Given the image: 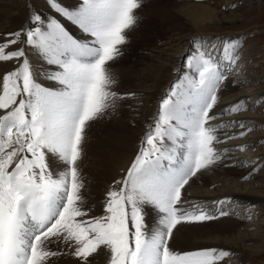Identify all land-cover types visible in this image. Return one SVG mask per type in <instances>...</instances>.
<instances>
[{
	"label": "snow or ice",
	"instance_id": "obj_1",
	"mask_svg": "<svg viewBox=\"0 0 264 264\" xmlns=\"http://www.w3.org/2000/svg\"><path fill=\"white\" fill-rule=\"evenodd\" d=\"M46 4L49 15L33 10L26 28L0 40V63L16 62L0 72V264H51L64 254L60 244L77 264H89L100 249L110 254L108 264H222L231 255L227 250L176 249L170 241L181 224L228 215L223 210L228 198L216 201L220 207L210 212L189 205L183 192L222 157L215 145L223 125L213 122L227 69L240 59V40L190 41L193 47L182 54L133 158L106 191L103 214L90 215L80 162L91 125L134 95L115 89L111 63L121 55L142 4ZM30 57L48 70H35ZM243 107L240 100L219 115ZM239 127V135H246L245 125ZM258 170L259 165L252 169ZM145 207L156 213L151 227Z\"/></svg>",
	"mask_w": 264,
	"mask_h": 264
},
{
	"label": "bare ground",
	"instance_id": "obj_2",
	"mask_svg": "<svg viewBox=\"0 0 264 264\" xmlns=\"http://www.w3.org/2000/svg\"><path fill=\"white\" fill-rule=\"evenodd\" d=\"M77 2L78 0H63L64 5L69 8L76 5ZM141 4L142 6L137 12V24L128 33L127 42L121 47V55L111 63L112 72L116 74L118 91L122 95L134 94L133 99L123 100L111 115L107 114L97 121V137L94 139H99L100 145L96 148L97 151H93L86 145L88 149H85L80 162V167L89 173L84 176V172L81 170L85 180L83 195L90 209V215L103 214L102 205L106 191L114 179L120 178L123 169L133 158L146 126L157 109V101L161 93L177 76V74H172V69L176 68L173 64L180 62V56L188 46L186 44L188 39L200 38L195 32L196 22H190L186 17H183L185 12L181 14L174 6L175 9H172L166 5L162 12L157 14L159 8H156L152 0H141ZM203 5L201 6L204 10H210ZM238 6L244 7L241 4ZM33 10H39L45 16L49 15L46 0H0V40L6 33L26 28ZM209 13H212V10ZM216 15H206L203 19L211 20L218 16ZM177 20L181 22L180 25L178 24L181 27H177L179 31L175 33L174 22ZM21 23H23L22 27L19 28L18 25ZM198 23L201 21L197 22V26ZM189 24L192 25V28L189 27ZM239 37L234 35L228 38L240 40ZM206 39L210 44L219 43L213 37ZM142 42L145 44H141ZM242 47L238 64L230 67L234 69L237 76L234 77L228 71V78L218 92L219 99L224 98L216 106L217 119L213 122L223 125L217 131L220 142L215 147L221 153H226L228 150L232 152L221 157L220 165L214 167V164L209 167L207 172L202 171L194 177L183 192L189 205H201L210 212H214L215 208L220 207L215 203L216 201L228 198L223 205V210L228 215L203 224H181L170 241L176 249L187 250L200 245L227 250L231 255L225 258L222 264H232V262L247 264L249 250L264 247L262 222H259V217L256 218L254 213L253 215L248 213V208L252 209L255 204H258L260 210L264 211V185L261 184L264 181V175L252 171L256 165L252 161L250 168L245 169L243 166L244 162L252 158L253 155L262 154L264 156V147H262V151L257 150L254 153L252 151L256 144L264 141V131L259 134L251 132L245 138L239 135L240 123L245 125V129L249 127L250 123L255 128L264 126L262 106L255 107L253 105L255 101L264 97V79L254 73V65L261 62L255 64L256 61L253 59L254 63L249 65V52ZM174 55L178 56L176 60L173 59ZM30 58L33 60L35 70H48L49 66L43 61L34 57ZM15 63V61L0 63V72L11 70ZM42 82L46 86H55L49 81ZM246 82H250L251 86L244 85ZM162 86L164 87L161 90ZM246 99L253 101H249L246 106ZM240 100H243L245 109L247 108L246 111H243V107L238 112L219 115L226 106ZM140 102L143 104L138 105ZM226 137L232 138L226 139ZM238 146L240 150L241 148L248 149L247 151L250 152L240 154L243 155L244 158H242L234 152ZM250 172L251 177L255 178L257 182L242 181ZM214 184L217 185L214 187ZM243 205L246 207L244 208ZM145 214L146 224L151 227L156 220V213L151 208L145 207ZM52 247L53 250H58L56 246ZM59 250H63L64 254L53 258L51 264H77V258L72 256L63 244L59 245ZM109 259L108 251L100 249L89 258V264H108Z\"/></svg>",
	"mask_w": 264,
	"mask_h": 264
},
{
	"label": "rangeland",
	"instance_id": "obj_3",
	"mask_svg": "<svg viewBox=\"0 0 264 264\" xmlns=\"http://www.w3.org/2000/svg\"><path fill=\"white\" fill-rule=\"evenodd\" d=\"M170 1H171V3H170ZM152 2H154V5L156 6V8H159L157 14H160L166 5L169 7H172V9L176 8L177 12L179 11V13L181 12V14H183L185 12L183 14L184 15L183 17H186L188 19V21H190V22L191 21L194 23L196 22L195 28L197 31L195 30V32L198 33L200 38L213 37L216 39V41H219V43H220V40H217V38H228L229 36H234V35L240 36L239 38H240V42H241V47L243 46L242 49H245V51L249 52L248 54L250 56V62H248V64L251 65L252 63H254L253 59H255V61H256L255 64H257V62H261L257 65H254V69H255L254 73L258 77H262L264 79V0H152ZM173 3H175V4H173ZM176 4H177V6H176ZM202 4H204L203 6H206L207 9L212 10V13H209L210 10H204L203 7L201 6ZM238 4H241V6H244V7L240 8V6H238ZM72 6H74V5H72ZM173 6L175 8H173ZM244 8H246V9H244ZM190 13L192 16L190 15ZM210 14H217L218 16L216 15L217 17L213 18L211 20L210 19L204 20L205 16L210 15ZM190 16H191V18H190ZM216 19H218V20H216ZM195 20H197V21H195ZM199 20L201 21V23H198V26H197V22ZM177 21L174 22V24H175L174 27L176 26V30H174L175 33H178V31H179V30H177V27H181V26H178V24L179 23L181 24V22H179V21L177 22ZM22 24L23 23L18 25L19 28L22 27ZM66 25L72 31L75 32L74 33L75 36H79L82 33V32L80 33V31L77 28H75L73 25H71L70 23L66 22ZM189 27L192 28V25L189 24ZM83 35H85V34H83ZM190 41H191L190 39L187 40L186 44L188 46H186L184 53L186 52V50L191 49L193 47V45L190 43ZM141 44H145V42H142ZM176 57H178V56L174 55L173 59L176 60L177 59ZM181 62H182V55L180 56V62L173 64L174 67H177ZM112 70L113 69H111V71ZM227 71H229V73L231 75H234V77L237 76L236 73H234V69L228 68ZM172 74H178L176 71V68L172 69ZM114 76L116 79L115 72H114ZM249 83L250 82H246V83H244V85L246 84V86L249 87V86H251V84H249ZM162 84H164V83H162ZM163 87L164 86H162L160 89L162 90ZM115 89L119 90V87L117 84L115 85ZM164 92H162L161 95ZM223 98L224 97H222V99L220 98L218 102L221 103L223 101ZM127 99H133V95H128ZM158 101H159V99H158ZM249 101L252 102L253 100H251V99L247 100L246 99V102H245L246 106L248 105L247 103H249ZM254 103L255 104H253V105L255 107L262 106V112L264 114V97L260 98L259 100L255 101ZM141 104H143V103H141V102L138 103V105H141ZM245 107H244V109H245ZM244 109H243V111L247 110V108L245 110ZM108 114L111 115L112 111H110ZM105 116H107V115H105ZM134 127H136V126H134ZM96 129H97V121L91 125V127L88 131V134H90V135H87V142H86V145H88V147H91L93 151H97L96 148L100 145V140L97 138L94 139L95 137H97ZM245 130H246V135L241 136L242 138H245V136L247 137L249 135V133H251V132H254V134H259L260 132H263L264 126L261 128L260 127L255 128L254 126L252 127L251 123H250L249 127H247V129H245ZM241 137L239 136V138H241ZM256 146H254L255 149L252 150L253 153H254V151H257V150L262 151V147H264V141L262 143L256 144ZM88 147L85 146V149H88ZM100 148H101V146H100ZM102 148H103V146H102ZM247 150L248 149H242V148L240 150L239 146H238V149H235L234 152L238 153L240 155V154H243L245 152H250ZM263 150H264V148H263ZM228 152H232V151L231 150L226 151V153H228ZM226 153L223 152L222 156ZM240 157L244 158L243 155H240ZM220 161H221V159L217 163H215L214 167L220 165ZM251 161L254 163V165H255V163H256V165H259V170L254 171V173L258 172V173H260V175H262V174L264 175V156L262 154H257L256 156L253 155L252 158H249L246 162H244L243 166L245 167V169H248L251 167ZM80 169L84 172V176L86 174H89L86 169H85V171L82 167H80ZM207 170H205V171L207 172ZM242 181L247 182V183H249V181H251L252 183L257 182V180L255 178H252L251 175H248L247 178L242 179ZM261 184L264 185V181L261 182ZM216 185L214 184L213 186L215 187ZM212 190H213V188H212ZM243 207L245 208L246 206L243 205ZM249 208H248V210H249L248 213L251 215H253V213H254L256 218L259 217L258 218L259 222L260 223L262 222L261 225L264 227V211L260 210V206L258 204L253 205L252 209L251 208L249 209ZM235 214L239 215L240 213L239 214L235 213ZM247 257H248L247 262H246L247 264H264V247L263 248L259 247L257 249L255 248L253 250H249ZM232 264H235V263L232 262Z\"/></svg>",
	"mask_w": 264,
	"mask_h": 264
}]
</instances>
